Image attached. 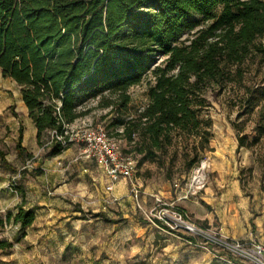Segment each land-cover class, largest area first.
Instances as JSON below:
<instances>
[{
	"label": "trees",
	"instance_id": "16d2710c",
	"mask_svg": "<svg viewBox=\"0 0 264 264\" xmlns=\"http://www.w3.org/2000/svg\"><path fill=\"white\" fill-rule=\"evenodd\" d=\"M263 39L264 0H0V71L20 87L37 143L106 110L100 117L114 114L108 125H122L140 158L123 152L133 153L137 166L157 158L174 134L199 136V151L208 147L210 122L199 114L204 93L227 83L240 85L239 105L257 116L250 142L237 129V149L260 141ZM149 72L146 105L125 119L129 89ZM21 133L19 127L16 151L30 156ZM52 141L48 155L65 148ZM196 148L192 162L200 158ZM260 178L264 188V165ZM24 203L22 197L6 214L20 230L35 218ZM9 246L0 240V250Z\"/></svg>",
	"mask_w": 264,
	"mask_h": 264
},
{
	"label": "rangeland",
	"instance_id": "374dc122",
	"mask_svg": "<svg viewBox=\"0 0 264 264\" xmlns=\"http://www.w3.org/2000/svg\"><path fill=\"white\" fill-rule=\"evenodd\" d=\"M151 81L149 72L139 84L129 89L130 103L122 115L125 119L134 116L136 111L146 105V89ZM239 86L227 83L222 91H217L215 87L208 88L204 93L206 101L199 114L210 122V137L208 147L202 151H199V136L174 134L172 143L158 153L157 158L139 162L134 176L131 179L124 178L126 189L118 193L116 198L113 190L105 188L108 184L105 177L98 185V196L83 194L47 197L39 190L42 191L43 182L52 174H46L47 177L38 175L41 167H47L43 165L46 150L40 145H33L29 137L23 140V132L30 119L23 115L20 87L0 71V151L4 158L2 160L0 157V240L11 243V246L0 250V264L224 263L206 251H194L186 249L184 245H175L158 231L153 225L151 198V194L158 191L165 197L163 201L174 202L181 198L174 202L177 204L183 200H192L196 205L200 204L205 210L213 212L212 223L204 226L220 231L221 218L234 219L226 221L227 224L232 223L231 227L228 226L230 232L241 235L234 239L264 244V188L260 178L264 165V136L258 143L243 145L235 151L240 184L250 198L248 205H239L240 201L234 197V208L229 204L232 202L219 196L211 204H206L202 199L203 187L195 189L192 182L196 169L200 165L202 167V161L203 171L207 173L209 156L228 151L233 143L238 145L237 129L246 134V142H250L255 134L256 110L243 112L238 101L241 94ZM105 112L97 111L75 121L71 126L100 123L109 136L118 140L123 151H133V144L128 143L121 134L122 125H108L114 114L100 117ZM19 127L22 131L21 143L30 156H19L16 151ZM42 140L41 145L53 144L50 133ZM195 146L200 158L192 162ZM67 160L68 157L63 159V168L68 167L70 170L72 164L67 166ZM100 171L97 167L94 173H103ZM96 181L89 177L87 185L94 189L95 186L90 183ZM137 182L142 190L140 205L131 190L133 185L138 187ZM22 197L24 207L33 209L35 214L32 224L24 230H20L12 219L6 220V214L16 211ZM98 213L119 221L107 222L103 216H96Z\"/></svg>",
	"mask_w": 264,
	"mask_h": 264
},
{
	"label": "crops",
	"instance_id": "0c3cea01",
	"mask_svg": "<svg viewBox=\"0 0 264 264\" xmlns=\"http://www.w3.org/2000/svg\"><path fill=\"white\" fill-rule=\"evenodd\" d=\"M14 81V80H13ZM16 83V82H15ZM21 105H22V111L23 115L25 114L28 117L27 114V108L22 100L21 93ZM29 118V117H28ZM30 119V118H29ZM27 130V131H26ZM29 135V136H28ZM30 138L33 145H39L37 143L36 139V128L33 125L31 119L30 123L23 132V140L26 138ZM22 138V137H21ZM21 145L26 149V147L21 143ZM42 149L46 150V158L44 159L43 165L46 167H41V173L39 171V174H42L43 177H47V175L52 174L43 182L42 184V191L39 190L40 193H44V196H79V195H99L98 185L100 186V182L102 181L103 177L106 178L107 185H111V189L115 193V198L118 193H123L125 191V183L126 179L122 177H117L113 179L107 178L104 173L97 174L94 173V170L97 171V163L89 158H87L83 152L80 145L71 143L68 146H66L63 150H61L59 153L54 155H48V152L50 151L52 144H42L40 145ZM237 149V144L233 143L229 150L226 152H220V154H214L208 157L207 165L208 172L205 173V179L203 180V195L202 199L206 204H211V201L215 197H220L221 199H227L230 205H233L235 208V203H233V198H238L240 201L239 205H248L250 198L249 195H246L245 190L241 187L240 180H239V171L237 170L236 165V158H235V151ZM68 157L67 160V166L72 164L71 169L69 170L68 167L63 168L64 162L63 159ZM100 168V167H99ZM64 170H67L65 172ZM50 172V173H49ZM101 172V171H100ZM54 173V174H53ZM68 173V174H65ZM92 177V179H96V183H90L91 185L95 186V188H90V185H87V178ZM91 181V180H89ZM106 185V186H107ZM138 186V192L136 195H134L135 200L137 201V204H139V197H141V185L139 182L136 183ZM105 186V188H106ZM201 187V188H202ZM200 189V188H199ZM176 189L174 190V193L176 194ZM158 196L163 199L165 197L161 194V191H158L156 193L151 194L152 198V206L154 205V197ZM181 199V198H180ZM179 199V200H180ZM178 198L176 201H179ZM174 201V202H176ZM140 205V204H139ZM179 207L185 209L189 214H191V218L193 221H195L198 224L204 225V224H211L213 220V212H210L208 210H205L204 207L199 205H196L194 201L192 200H183L179 203H177ZM238 205V204H237ZM1 208V207H0ZM8 211V210H6ZM101 214V213H98ZM96 214V216H98ZM101 216V215H100ZM102 216L106 217L102 214ZM108 218V217H107ZM234 219H228V218H221L222 226L220 227V232L228 237H240L241 235L235 234L233 232H230L228 229V226L231 227L232 223L227 224V222H231ZM115 223V222H114ZM153 224V223H152ZM160 233H162L163 236L166 237V239L169 241L171 240L173 244L175 245H184L186 249H191L194 251L203 250L201 248L196 247L194 244L187 243L184 240H180L174 236H171L162 230L159 229V227L156 224H153ZM192 240V239H191ZM195 242L196 240H192ZM208 252V251H206ZM211 254L210 252H208ZM212 256V254H211ZM213 257V256H212Z\"/></svg>",
	"mask_w": 264,
	"mask_h": 264
},
{
	"label": "built area",
	"instance_id": "2783aa9c",
	"mask_svg": "<svg viewBox=\"0 0 264 264\" xmlns=\"http://www.w3.org/2000/svg\"><path fill=\"white\" fill-rule=\"evenodd\" d=\"M51 140L66 146L75 143L81 146L83 154L95 161L104 175L109 178L131 179L137 169V158L133 153L123 152L119 142L108 135L105 127L100 123L72 127L64 125L62 133L50 131ZM202 164V163H201ZM201 165L195 173L201 172ZM177 186V184H175ZM203 186V179L194 182V188ZM107 190L111 185L106 186ZM132 192L138 189L132 186ZM152 220L160 230L196 247L206 250L216 259L233 263L234 259L244 264H264V244L245 243L222 234L216 228L196 223L190 214L174 202L163 201L161 197H154ZM196 240L193 242L192 240Z\"/></svg>",
	"mask_w": 264,
	"mask_h": 264
},
{
	"label": "bare ground",
	"instance_id": "6f19581e",
	"mask_svg": "<svg viewBox=\"0 0 264 264\" xmlns=\"http://www.w3.org/2000/svg\"><path fill=\"white\" fill-rule=\"evenodd\" d=\"M203 165H204V161H202V167H203ZM202 167H201V169L203 170ZM197 179H203V180L205 179V175L202 171L199 173H195V175L192 179L193 185H194L195 180H197Z\"/></svg>",
	"mask_w": 264,
	"mask_h": 264
}]
</instances>
